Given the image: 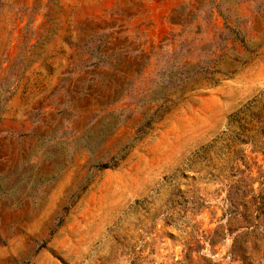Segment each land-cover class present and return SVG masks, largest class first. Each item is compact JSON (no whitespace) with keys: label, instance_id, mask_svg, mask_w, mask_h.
Segmentation results:
<instances>
[{"label":"rangeland","instance_id":"1","mask_svg":"<svg viewBox=\"0 0 264 264\" xmlns=\"http://www.w3.org/2000/svg\"><path fill=\"white\" fill-rule=\"evenodd\" d=\"M252 187L264 0H0V264H242Z\"/></svg>","mask_w":264,"mask_h":264},{"label":"trees","instance_id":"2","mask_svg":"<svg viewBox=\"0 0 264 264\" xmlns=\"http://www.w3.org/2000/svg\"><path fill=\"white\" fill-rule=\"evenodd\" d=\"M110 165L105 163L102 167ZM264 187L257 194L255 189L243 194L242 200L236 203L230 199L228 209L231 218L239 221L237 227L230 229L233 243L228 252L232 262L242 264H264ZM249 192V193H248ZM251 196V199L248 197ZM251 205V206H249ZM256 206V207H255Z\"/></svg>","mask_w":264,"mask_h":264}]
</instances>
